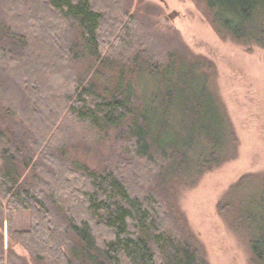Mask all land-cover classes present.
Instances as JSON below:
<instances>
[{"label":"trees","instance_id":"1","mask_svg":"<svg viewBox=\"0 0 264 264\" xmlns=\"http://www.w3.org/2000/svg\"><path fill=\"white\" fill-rule=\"evenodd\" d=\"M22 1L15 4L25 5L28 20L23 22L24 28L6 24L0 13V49L28 57L27 50L37 39L34 36L44 26L49 49L50 41L56 44L58 40L53 24L59 21L63 28L58 33L64 43H57L58 60L66 55L69 59L66 51L70 48L71 52L73 47L90 51L101 66L109 59V67L116 72L112 91L90 80L84 86L86 78L80 80L70 68V77L78 82L75 94L80 88L82 91L80 98L70 104L69 112L97 130L121 128L127 149L135 158L127 157L124 163L138 172V164L144 163L152 171L151 181L158 182L153 190L140 186L134 192L124 175L109 171L107 175H113L115 180L106 187L102 182L105 173L85 163L74 167L47 154L46 160L51 159L55 173L43 166L48 178L30 185L22 180L23 169L14 154L20 150L12 142L15 132L10 119L17 111L0 102V109L7 115L6 123L0 122V225L8 222L10 239L19 241L38 264H209L203 245L185 227H178L161 194L166 192L164 185L170 179H194L196 173L201 175L237 152V137L212 85L213 63L203 58L190 59L178 50H165L160 58L155 51L145 52L146 56L138 52L134 57L136 72L147 71L157 86L149 89L148 95L142 91L137 94L130 84L125 86L129 67L120 65L103 49L106 39L114 35L104 8L118 9L117 1ZM205 3L220 37L264 49V0ZM71 24L77 30L69 38ZM48 60H53V54ZM34 64L37 70L41 68L39 61ZM204 68L209 73L203 72ZM24 76L32 78L28 71ZM21 81L28 89L29 80ZM40 140V146L35 145L37 150L46 143V138ZM31 160L32 157L25 166ZM137 176L141 181V175ZM18 209L31 212L29 229L13 228ZM219 211L249 245L253 264H264V176H243L221 200ZM0 264H27L11 242L5 248L1 230Z\"/></svg>","mask_w":264,"mask_h":264},{"label":"rangeland","instance_id":"2","mask_svg":"<svg viewBox=\"0 0 264 264\" xmlns=\"http://www.w3.org/2000/svg\"><path fill=\"white\" fill-rule=\"evenodd\" d=\"M16 1L0 0V13L6 24L22 29L26 26L23 22L28 20L27 11L25 5H16ZM115 1L120 4L118 9L104 8L105 13H109L114 35L106 39L103 49L120 65L129 67L125 86L130 84L137 94L142 91L148 95V90L157 86L156 79L147 71L136 72L134 57L138 52L146 56L145 52L155 51L156 57L160 58L165 50H178L190 59L203 58L213 63L212 85L237 137V152L233 158L213 165L201 175L196 173L194 179H170L164 185L166 192L161 197L178 227H185L203 245L209 264H253L249 245L233 229L229 218L219 211V204L243 176H264V49L220 37L211 23L205 0ZM57 22L53 26L59 32L63 26ZM69 29L72 30L68 33L70 38L77 29L72 24ZM42 30L34 36L36 42L27 50L26 58L21 57V52L0 49V102L17 111L10 121L13 122L11 130L15 132L12 142L20 150L14 154L23 169L22 180L30 185L38 179L44 181L48 177L41 168L43 166L55 173L51 159L46 160L48 154L58 156L74 167L85 163L98 173H105L102 182L106 187L115 180L113 175H107L109 171L124 175L134 192L140 186L146 191L156 187L158 181H151V170L143 166L144 163L138 164L139 172L124 163L127 157L135 158L127 149L129 145L122 138L121 128L97 130L88 121L69 112L70 104L80 98L82 91L80 88L75 94L78 82L70 77V70L73 69L80 80L86 78L84 86L90 80L112 91L116 85V72L109 67L110 60L101 66L90 51L75 47L71 52L67 49L69 59L66 55L58 60L57 43L59 46L64 43L60 32L56 31V44L50 41V47L46 49V36ZM37 49L41 51L37 52ZM52 54L53 60L49 61ZM35 61L41 64L38 70ZM27 71L31 72V79L25 78ZM203 72L207 74L209 69L204 68ZM22 79L29 80L28 89ZM4 118L7 115L0 109V122L6 123ZM9 136L12 138L10 132ZM42 137L46 138V143L37 150ZM31 157V162L25 166ZM144 160L140 159V162ZM137 174L141 175V181ZM31 224L29 210L15 211L13 228L26 230ZM8 228L7 221L3 227L0 225L5 248L11 242L15 252L27 264H38L19 241L10 239Z\"/></svg>","mask_w":264,"mask_h":264}]
</instances>
